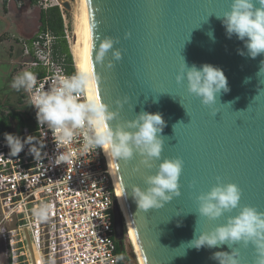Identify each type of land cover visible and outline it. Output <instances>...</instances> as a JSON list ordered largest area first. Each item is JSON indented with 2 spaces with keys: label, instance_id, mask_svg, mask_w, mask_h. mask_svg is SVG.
<instances>
[{
  "label": "water",
  "instance_id": "obj_1",
  "mask_svg": "<svg viewBox=\"0 0 264 264\" xmlns=\"http://www.w3.org/2000/svg\"><path fill=\"white\" fill-rule=\"evenodd\" d=\"M70 2L74 0L58 1V6L70 11ZM85 2V67L90 37L96 47V36L118 40L114 49L121 51L119 61L109 50L102 64L95 66L103 102L118 112L119 122L131 121L142 111L159 113L164 121L159 134L161 160L183 161L180 196L158 210L141 212L130 195L131 187L143 189L145 177L155 174L160 161L148 170L139 163V156L126 164L109 159L142 263L217 264L212 254L230 251L227 246L197 250L181 245L194 238L195 229L197 234L211 231L238 213L234 209L214 221L197 216L195 197L207 193L218 177L240 189L241 206L264 212V73L257 74L264 56H241L238 49H243V42L234 35L227 38L216 16L228 10L231 0ZM183 60L189 66L220 68L229 91L222 90L214 104H201L187 92L186 83H176ZM125 98L127 103L118 109L115 102ZM113 229L122 254L127 227L116 206ZM234 247L240 251L241 264H253L251 245Z\"/></svg>",
  "mask_w": 264,
  "mask_h": 264
},
{
  "label": "clouds",
  "instance_id": "obj_2",
  "mask_svg": "<svg viewBox=\"0 0 264 264\" xmlns=\"http://www.w3.org/2000/svg\"><path fill=\"white\" fill-rule=\"evenodd\" d=\"M216 17L221 21L227 38L234 35L243 42V49H238L239 55L250 59L264 56V0H231L228 10ZM208 35L211 37L212 33ZM95 39L99 40L98 47L90 37L86 67H78L70 76L57 75L47 89L39 84L36 73L24 70L13 78L11 88L31 94L37 124L51 132L56 145V165H74L80 153L96 149L117 164H126L134 156H139V163L148 170L153 168V162L160 161L155 166V174L145 177L143 189L134 185L130 190L138 211L158 210L180 196L183 161L179 158L161 160L163 140L159 134L164 121L159 113L142 111L131 121L119 122L118 112L110 110L109 105L103 102L99 95L101 80L95 66L102 64L109 50H112V58L119 61L121 51L114 49L118 40L111 37L100 39L99 36ZM107 67H112L111 62ZM260 73H264V60L260 61L257 74ZM182 82L186 83L187 92L199 98L205 106L214 104L222 90L225 93L229 91L223 71L209 64L189 66L183 60L176 76V83ZM115 103L119 109L123 103H127V98ZM4 140L11 157L17 156L25 145H29V154L36 161L42 159L41 150L45 147L43 139L29 136L22 141L16 135L5 133ZM240 199V189L235 184L222 183L218 177L216 185L207 193L195 197L197 216L214 221L234 209H239L238 213L228 216L223 224L211 231L197 234L195 229L194 238L181 246L197 250L227 246L230 251H216L211 259L217 264H241L240 251L234 245L239 244L243 248L251 245L255 253L253 264H264V212L241 206ZM53 212L51 203L41 202L31 210V215L37 223H43L49 220ZM115 259L120 261L125 257ZM46 264H55V260L49 258Z\"/></svg>",
  "mask_w": 264,
  "mask_h": 264
},
{
  "label": "built area",
  "instance_id": "obj_3",
  "mask_svg": "<svg viewBox=\"0 0 264 264\" xmlns=\"http://www.w3.org/2000/svg\"><path fill=\"white\" fill-rule=\"evenodd\" d=\"M55 44L56 37L49 31L20 40V53L28 59L25 70L36 73L45 89L57 75H72L67 74ZM30 97L26 92L25 124L14 129L13 135L22 141L29 136L43 139L42 159L36 161L29 154V145L11 157L6 141L0 140V240L9 264H46L49 258L55 264H122L115 259L119 255L113 229L118 197L104 153L96 149L80 153L74 165H56L58 151L52 134L38 126ZM41 202L51 203L54 212L47 222L37 223L31 210Z\"/></svg>",
  "mask_w": 264,
  "mask_h": 264
},
{
  "label": "rangeland",
  "instance_id": "obj_4",
  "mask_svg": "<svg viewBox=\"0 0 264 264\" xmlns=\"http://www.w3.org/2000/svg\"><path fill=\"white\" fill-rule=\"evenodd\" d=\"M58 1L69 0H40L37 5L30 6L28 0H12L8 5L9 11L3 12L0 0V112H17L24 116L28 112L26 92L16 91L11 88L13 78L27 69L24 59L20 53V40L31 39L38 31V13L41 8L50 5H58ZM70 11L64 15L69 35L68 46L71 52L77 30L80 23V2H70ZM61 8V7H60ZM61 10L65 11L61 8ZM72 55V53H71ZM73 60V56H72ZM73 67L74 66L73 61ZM13 128L18 129L15 125ZM20 128V127H19ZM125 251L131 264H138L132 244L126 236L123 240ZM0 264H9V257L4 243L0 240Z\"/></svg>",
  "mask_w": 264,
  "mask_h": 264
},
{
  "label": "trees",
  "instance_id": "obj_5",
  "mask_svg": "<svg viewBox=\"0 0 264 264\" xmlns=\"http://www.w3.org/2000/svg\"><path fill=\"white\" fill-rule=\"evenodd\" d=\"M39 1L40 0H28V3L30 4V6H34L37 5ZM7 4V0H1L2 10L4 12L7 11ZM64 15H68V13L66 11L61 10L60 6L58 5H50L46 8H41L38 13L39 26L37 32L49 31L56 37V53L64 57L67 74H73L75 69L73 67L72 55L64 34ZM24 124L25 121L23 120L22 116H20L17 112H0V140L4 139L5 133H14L13 125H15L17 128H21L24 126ZM116 253L119 256H123L119 252L117 243ZM120 261L122 264H131L130 262H127L126 259Z\"/></svg>",
  "mask_w": 264,
  "mask_h": 264
},
{
  "label": "bare ground",
  "instance_id": "obj_6",
  "mask_svg": "<svg viewBox=\"0 0 264 264\" xmlns=\"http://www.w3.org/2000/svg\"><path fill=\"white\" fill-rule=\"evenodd\" d=\"M80 2V14H79V27L77 30V34L75 37V40L73 42V44L71 45V53L73 56V61H74V66L77 69L78 67L84 66L85 67V56H84V48H85V35H86V2L85 0H79ZM111 176L114 180L115 183V188H116V193H117V197H118V210L120 211V213L122 214V216L124 217V220L126 222V227H127V235L128 238L132 244L133 250H134V254L136 256L137 262L138 264H143L141 257H140V253L134 238V234L133 231L131 229V225L129 223L128 217H127V213H126V209L119 191V188L117 186L109 159H107L106 155L104 154Z\"/></svg>",
  "mask_w": 264,
  "mask_h": 264
},
{
  "label": "flooded vegetation",
  "instance_id": "obj_7",
  "mask_svg": "<svg viewBox=\"0 0 264 264\" xmlns=\"http://www.w3.org/2000/svg\"><path fill=\"white\" fill-rule=\"evenodd\" d=\"M122 255L125 257V259L127 260V262H129V258H128V255H127L126 251H125L124 245H123V253H122Z\"/></svg>",
  "mask_w": 264,
  "mask_h": 264
},
{
  "label": "crops",
  "instance_id": "obj_8",
  "mask_svg": "<svg viewBox=\"0 0 264 264\" xmlns=\"http://www.w3.org/2000/svg\"><path fill=\"white\" fill-rule=\"evenodd\" d=\"M10 2H11V1H10ZM10 2H9V3H10ZM9 3H8V4H9ZM8 4H7V5H8ZM1 7H2V5H1ZM7 10L9 11V8H7ZM2 11H3V10H2ZM3 12H4V11H3ZM6 12H7V11H6ZM4 13H5V12H4Z\"/></svg>",
  "mask_w": 264,
  "mask_h": 264
}]
</instances>
